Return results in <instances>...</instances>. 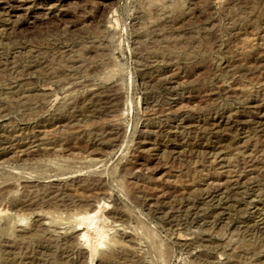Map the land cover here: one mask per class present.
Here are the masks:
<instances>
[{
	"label": "rangeland",
	"instance_id": "1",
	"mask_svg": "<svg viewBox=\"0 0 264 264\" xmlns=\"http://www.w3.org/2000/svg\"><path fill=\"white\" fill-rule=\"evenodd\" d=\"M0 264H264V0H0Z\"/></svg>",
	"mask_w": 264,
	"mask_h": 264
},
{
	"label": "bare ground",
	"instance_id": "2",
	"mask_svg": "<svg viewBox=\"0 0 264 264\" xmlns=\"http://www.w3.org/2000/svg\"><path fill=\"white\" fill-rule=\"evenodd\" d=\"M81 241V240H80Z\"/></svg>",
	"mask_w": 264,
	"mask_h": 264
}]
</instances>
